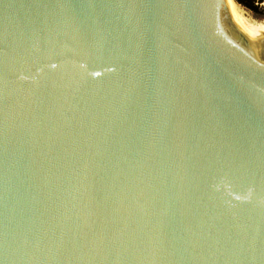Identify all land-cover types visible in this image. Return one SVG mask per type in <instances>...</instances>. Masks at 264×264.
Masks as SVG:
<instances>
[{
	"label": "water",
	"instance_id": "water-1",
	"mask_svg": "<svg viewBox=\"0 0 264 264\" xmlns=\"http://www.w3.org/2000/svg\"><path fill=\"white\" fill-rule=\"evenodd\" d=\"M0 264H264V33L227 0H0Z\"/></svg>",
	"mask_w": 264,
	"mask_h": 264
},
{
	"label": "rangeland",
	"instance_id": "rangeland-1",
	"mask_svg": "<svg viewBox=\"0 0 264 264\" xmlns=\"http://www.w3.org/2000/svg\"><path fill=\"white\" fill-rule=\"evenodd\" d=\"M263 0H261V3L258 5V12L254 13L238 4V10L241 12L243 17H245L250 23L252 24H261L264 21V6H263ZM262 21V22H261Z\"/></svg>",
	"mask_w": 264,
	"mask_h": 264
},
{
	"label": "trees",
	"instance_id": "trees-1",
	"mask_svg": "<svg viewBox=\"0 0 264 264\" xmlns=\"http://www.w3.org/2000/svg\"><path fill=\"white\" fill-rule=\"evenodd\" d=\"M236 4L254 12H258V5L261 3V0H233Z\"/></svg>",
	"mask_w": 264,
	"mask_h": 264
},
{
	"label": "bare ground",
	"instance_id": "bare-ground-1",
	"mask_svg": "<svg viewBox=\"0 0 264 264\" xmlns=\"http://www.w3.org/2000/svg\"><path fill=\"white\" fill-rule=\"evenodd\" d=\"M229 2V4L232 6V8L256 31L262 32L264 33V21L261 24H252L250 23L245 17H243V15L241 14V12L238 10L237 5L235 4V2L233 0H227ZM264 1V0H263ZM263 6H264V2H263Z\"/></svg>",
	"mask_w": 264,
	"mask_h": 264
}]
</instances>
